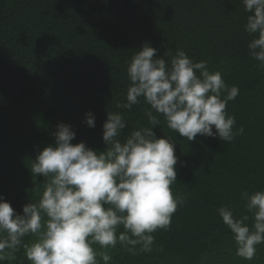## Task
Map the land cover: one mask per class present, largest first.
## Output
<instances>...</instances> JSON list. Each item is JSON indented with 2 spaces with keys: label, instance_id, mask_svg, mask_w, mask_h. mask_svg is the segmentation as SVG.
<instances>
[{
  "label": "trees",
  "instance_id": "trees-1",
  "mask_svg": "<svg viewBox=\"0 0 264 264\" xmlns=\"http://www.w3.org/2000/svg\"><path fill=\"white\" fill-rule=\"evenodd\" d=\"M248 15L242 0H0V197L18 214L39 200L47 178L33 175L31 163L54 145L59 123L75 133L70 143L102 152L107 113H120L121 141L148 128L175 143L171 190L184 204L167 230L152 233L151 252L137 245L133 254L119 243L93 248L106 251L109 264H264V243L252 260L239 257L217 212L227 206L236 218L251 217L241 193L264 189V67L249 54ZM144 43L158 57L183 50L238 87L225 109L236 121L230 142L201 135L187 141L154 110L159 124L152 125L143 99L130 110L119 107L127 103V64ZM89 112L94 127L85 123ZM14 257L0 264H30L22 248Z\"/></svg>",
  "mask_w": 264,
  "mask_h": 264
},
{
  "label": "clouds",
  "instance_id": "clouds-1",
  "mask_svg": "<svg viewBox=\"0 0 264 264\" xmlns=\"http://www.w3.org/2000/svg\"><path fill=\"white\" fill-rule=\"evenodd\" d=\"M242 3L249 13L244 26L252 37L249 54L264 67V0ZM126 73L127 103L119 107L130 110L143 99L150 106L145 114L152 125L159 124L154 110L187 141L197 135L233 139L235 117L225 109L239 89L229 88L219 71L210 72L206 61L194 62L180 49L158 57L157 49L144 43ZM85 123L95 126L91 112L85 114ZM125 127L120 113H107L102 125L107 147L97 152L83 142L70 143L75 137L71 126L57 125L54 145L44 147L31 163L33 175L47 178L39 200L18 214L0 197V261L14 259L21 248L30 264H98L97 256L109 264L111 256L98 253L94 244L107 249L119 243L133 254L137 245L142 252L152 251V233L167 230L177 207L184 204L183 195L174 197L171 190L177 175L175 143L165 136L156 138L148 128L121 141ZM241 199L251 217L236 218L227 206L217 212L233 234L236 254L252 260L256 246L264 243V189L242 192ZM121 226L124 231L118 233ZM27 236L34 239L25 242Z\"/></svg>",
  "mask_w": 264,
  "mask_h": 264
}]
</instances>
